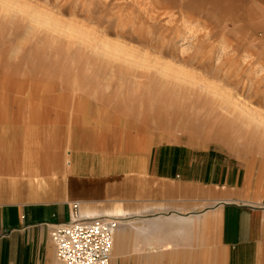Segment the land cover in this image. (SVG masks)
I'll return each instance as SVG.
<instances>
[{
  "label": "rangeland",
  "instance_id": "rangeland-1",
  "mask_svg": "<svg viewBox=\"0 0 264 264\" xmlns=\"http://www.w3.org/2000/svg\"><path fill=\"white\" fill-rule=\"evenodd\" d=\"M11 1L0 0V105L8 112L18 104L46 119L69 113V103L71 118L87 112L119 135L221 151L228 158L216 154V164L243 169L251 197L264 198L258 0ZM47 21L56 26L36 23ZM252 112L260 114L253 125ZM144 219H119L126 247L115 242L112 264L128 246L144 250Z\"/></svg>",
  "mask_w": 264,
  "mask_h": 264
},
{
  "label": "crops",
  "instance_id": "crops-1",
  "mask_svg": "<svg viewBox=\"0 0 264 264\" xmlns=\"http://www.w3.org/2000/svg\"><path fill=\"white\" fill-rule=\"evenodd\" d=\"M65 104L46 119L0 105V264H57L50 232L75 202L84 219L145 218L144 250L115 264H264V198L214 161L227 155L119 135Z\"/></svg>",
  "mask_w": 264,
  "mask_h": 264
},
{
  "label": "built area",
  "instance_id": "built-area-1",
  "mask_svg": "<svg viewBox=\"0 0 264 264\" xmlns=\"http://www.w3.org/2000/svg\"><path fill=\"white\" fill-rule=\"evenodd\" d=\"M118 224L107 217L84 219L80 203H73L69 222L54 225L50 232L57 264H112Z\"/></svg>",
  "mask_w": 264,
  "mask_h": 264
},
{
  "label": "bare ground",
  "instance_id": "bare-ground-1",
  "mask_svg": "<svg viewBox=\"0 0 264 264\" xmlns=\"http://www.w3.org/2000/svg\"><path fill=\"white\" fill-rule=\"evenodd\" d=\"M3 1L5 2V0H3ZM6 1H7V0H6ZM10 1H11V0H9L8 2H5V3H6V4H7V3H10ZM181 2H182V3H181V6H182V7H184V6L186 7L187 5L193 4V1H192V0H191V1H188V2L185 1V0H182ZM11 3L13 4L14 2L11 1ZM2 4H3V3H2ZM176 4H177V3H176ZM8 5H9V4H8ZM9 6H10V5H9ZM182 7H181V8H182ZM6 10H7V9H6ZM38 18H39V17H38ZM32 19L34 20V19H35V16H34V18H32ZM34 21H35V20H34ZM37 21H38V20H37ZM36 23L39 24V25L47 26V27H52L53 25L56 26V24H54V23L52 24L50 21H47V22H45V23H41V22H36ZM55 23H56V22H55ZM53 27H54V26H53ZM57 27H58V26H57ZM55 28H56V27H55ZM52 29H53V28H52ZM245 108H246V107H245ZM252 113H253V112H252ZM252 113H251L250 117H248L249 115L246 117V118H249V120H248V121L246 120V122H248V123H249V122H253V123H252V125H253V124L256 123L255 121H256L257 117H259L260 114H259V113H256V112H255V114H254V113L252 114ZM256 114H257V115L259 114V115L257 116ZM246 115H247V114H246ZM246 115H245V116H246ZM246 118H245V119H246ZM254 120H255V121H254ZM248 123H247V124H248ZM249 124H250V123H249ZM249 124H248V125H249ZM252 125H251V126H252ZM256 126H257V125H255V127H256ZM260 126H261V125H260ZM252 127H254V126H252ZM257 127H258V126H257ZM246 128H247V127H246ZM263 131H264V130H263Z\"/></svg>",
  "mask_w": 264,
  "mask_h": 264
}]
</instances>
